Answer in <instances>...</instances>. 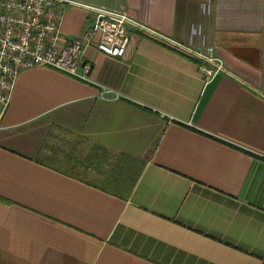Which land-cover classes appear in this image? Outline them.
I'll return each instance as SVG.
<instances>
[{
  "label": "crops",
  "instance_id": "crops-1",
  "mask_svg": "<svg viewBox=\"0 0 264 264\" xmlns=\"http://www.w3.org/2000/svg\"><path fill=\"white\" fill-rule=\"evenodd\" d=\"M127 12L91 80L23 70L0 116V264H264V0H72ZM224 70L207 79L197 51ZM128 196L105 188L131 183Z\"/></svg>",
  "mask_w": 264,
  "mask_h": 264
},
{
  "label": "built area",
  "instance_id": "built-area-1",
  "mask_svg": "<svg viewBox=\"0 0 264 264\" xmlns=\"http://www.w3.org/2000/svg\"><path fill=\"white\" fill-rule=\"evenodd\" d=\"M72 0H0V116L10 104L18 75L26 69L49 66L90 81L92 62L86 49L95 43L101 52L123 58L131 43L129 25L149 30L127 12L96 8L98 16L80 36L61 43L60 24ZM208 64L207 79L224 70L214 47L195 51Z\"/></svg>",
  "mask_w": 264,
  "mask_h": 264
},
{
  "label": "trees",
  "instance_id": "trees-1",
  "mask_svg": "<svg viewBox=\"0 0 264 264\" xmlns=\"http://www.w3.org/2000/svg\"><path fill=\"white\" fill-rule=\"evenodd\" d=\"M139 178V174H137L136 176H134V178L132 180H130L131 183H112L111 180H107V182L105 183V188L107 190H111L114 191L116 193H119L121 195L128 196L130 194V192L132 191L133 187L135 186L137 180Z\"/></svg>",
  "mask_w": 264,
  "mask_h": 264
}]
</instances>
